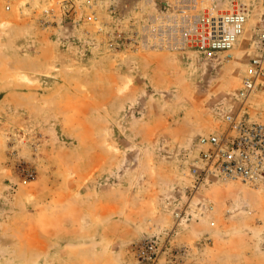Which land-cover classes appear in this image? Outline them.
Returning a JSON list of instances; mask_svg holds the SVG:
<instances>
[{
  "label": "rangeland",
  "instance_id": "374dc122",
  "mask_svg": "<svg viewBox=\"0 0 264 264\" xmlns=\"http://www.w3.org/2000/svg\"><path fill=\"white\" fill-rule=\"evenodd\" d=\"M83 1L0 0V264H264V187L187 190L238 106L259 0H198L249 3L232 57L119 46L177 0Z\"/></svg>",
  "mask_w": 264,
  "mask_h": 264
},
{
  "label": "built area",
  "instance_id": "2783aa9c",
  "mask_svg": "<svg viewBox=\"0 0 264 264\" xmlns=\"http://www.w3.org/2000/svg\"><path fill=\"white\" fill-rule=\"evenodd\" d=\"M78 1V0H74ZM118 0H84L91 7L112 11ZM155 0H145L147 4ZM158 11L138 31L117 34L116 41L134 51L175 50L190 47L213 56L232 57L246 35L252 17L249 3H236L220 13L214 7L201 9L198 0L163 1ZM110 5V8H108ZM258 22L252 34L250 57L238 93V106L223 117V125L198 140L200 155L191 170V196L215 183L249 188L264 187V0H259ZM114 46V43L111 44ZM264 99V98H263ZM260 104V106H259ZM182 213H176L183 220ZM144 253L153 260L158 250L146 241Z\"/></svg>",
  "mask_w": 264,
  "mask_h": 264
},
{
  "label": "crops",
  "instance_id": "0c3cea01",
  "mask_svg": "<svg viewBox=\"0 0 264 264\" xmlns=\"http://www.w3.org/2000/svg\"><path fill=\"white\" fill-rule=\"evenodd\" d=\"M222 255H224V258L220 259V256ZM226 255L228 254H225L224 252H211L210 264H232L230 261V256ZM248 264H250V262Z\"/></svg>",
  "mask_w": 264,
  "mask_h": 264
}]
</instances>
